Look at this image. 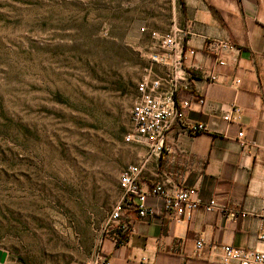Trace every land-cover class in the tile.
Segmentation results:
<instances>
[{
  "label": "rangeland",
  "instance_id": "1",
  "mask_svg": "<svg viewBox=\"0 0 264 264\" xmlns=\"http://www.w3.org/2000/svg\"><path fill=\"white\" fill-rule=\"evenodd\" d=\"M179 15L180 0H0L3 264L100 256L150 70L141 29Z\"/></svg>",
  "mask_w": 264,
  "mask_h": 264
},
{
  "label": "crops",
  "instance_id": "2",
  "mask_svg": "<svg viewBox=\"0 0 264 264\" xmlns=\"http://www.w3.org/2000/svg\"><path fill=\"white\" fill-rule=\"evenodd\" d=\"M173 27L187 32L185 46L173 52L153 44L150 59L159 55L164 62L150 61L148 75L163 80L167 89L174 61L182 58L176 75L185 74L192 93L205 103L179 91L180 100L192 104L168 124L164 154L129 144L130 165L139 170L143 189L195 188L201 201L215 199L222 210L176 218L149 196L150 212L143 220L131 216L130 235L118 242L109 235L103 239L100 255L111 264H224L223 246L264 252L259 240L264 227V0H180ZM210 76L217 82L210 83ZM188 124H202L206 131L191 134ZM241 142L248 146L242 148ZM199 240L204 242L200 250Z\"/></svg>",
  "mask_w": 264,
  "mask_h": 264
},
{
  "label": "built area",
  "instance_id": "3",
  "mask_svg": "<svg viewBox=\"0 0 264 264\" xmlns=\"http://www.w3.org/2000/svg\"><path fill=\"white\" fill-rule=\"evenodd\" d=\"M141 32L148 35L153 40L154 45L162 50L176 51L182 50L186 43L187 32L179 27H173L167 32L141 29ZM153 63H163L164 58L153 55L150 59ZM182 58L174 61V72L168 77L166 83L168 88L164 89L163 80L147 75L139 84V98L130 112V133L125 137L127 144L142 145L148 149L150 154H164L165 131L168 124L173 119L183 116V110L191 106V101L183 100L179 105L175 97L179 91L190 92L195 97L194 102L204 105L205 98L192 93V88L187 76L176 75V70L182 69ZM224 65V63H220ZM184 81L182 86L179 82ZM210 83H216L217 77L210 76ZM224 121H230V116L224 117ZM187 130L191 134L203 133L206 131L202 124H188ZM242 148L248 146L247 143H240ZM139 170L132 166H126L120 175L119 188L120 197L114 205L112 212L106 222V235L113 236L115 241H122L132 232L133 214L143 220L150 212L147 208V198L149 196L160 199L164 203L166 213L176 218H190L197 210L205 212L221 211V206L217 201L211 200L203 202L198 198V191L195 188H185L176 191L165 189L161 185H154L148 189H143L139 184ZM259 240L264 243V227L259 235ZM204 247V242H196L198 250ZM222 263L224 264H264V252L256 250L236 249L231 246H223ZM87 264H111L110 261L100 255Z\"/></svg>",
  "mask_w": 264,
  "mask_h": 264
},
{
  "label": "water",
  "instance_id": "4",
  "mask_svg": "<svg viewBox=\"0 0 264 264\" xmlns=\"http://www.w3.org/2000/svg\"><path fill=\"white\" fill-rule=\"evenodd\" d=\"M5 258H6L5 253H0V263L3 264L5 262Z\"/></svg>",
  "mask_w": 264,
  "mask_h": 264
},
{
  "label": "trees",
  "instance_id": "5",
  "mask_svg": "<svg viewBox=\"0 0 264 264\" xmlns=\"http://www.w3.org/2000/svg\"><path fill=\"white\" fill-rule=\"evenodd\" d=\"M176 103L179 105L181 103L182 100H180L178 93L176 94L175 97Z\"/></svg>",
  "mask_w": 264,
  "mask_h": 264
}]
</instances>
